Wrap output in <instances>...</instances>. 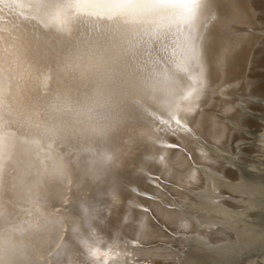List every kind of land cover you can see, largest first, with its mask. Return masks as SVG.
<instances>
[{"label": "bare ground", "instance_id": "1", "mask_svg": "<svg viewBox=\"0 0 264 264\" xmlns=\"http://www.w3.org/2000/svg\"><path fill=\"white\" fill-rule=\"evenodd\" d=\"M162 2L0 0V264L264 263V4Z\"/></svg>", "mask_w": 264, "mask_h": 264}, {"label": "rangeland", "instance_id": "2", "mask_svg": "<svg viewBox=\"0 0 264 264\" xmlns=\"http://www.w3.org/2000/svg\"><path fill=\"white\" fill-rule=\"evenodd\" d=\"M259 2L264 4L263 3L264 0H262V1L259 0ZM263 7L264 6H262L261 10H262L263 16H264ZM254 71L256 73H258L259 75H261L258 77V79H256V81L263 84L264 83V64L256 66L254 68ZM251 114H252V115H250L251 117L249 116L251 118V120H249L250 122L246 126V130H248L250 132L245 131L242 133V134H244V136L241 138L243 144L241 146V152L239 153V155L242 159L240 158V160H238L239 162H242L246 166H247V164L256 165L257 163H259L260 158H262L264 156V120H263L262 116H257L259 114L263 115V113L261 112L260 108H254L251 110ZM232 166L238 170V169H241V167L243 165H241V166L232 165ZM226 173H227L226 175H227L228 180L235 181L237 179V175L235 174V172L232 169H227ZM223 195L226 198L225 200H227L228 202L229 201L234 202V200L237 199V197L235 195L231 194L230 192H227V193L225 192ZM262 259H263V256L260 255L259 261H262ZM259 264H264V263L262 262Z\"/></svg>", "mask_w": 264, "mask_h": 264}, {"label": "snow or ice", "instance_id": "3", "mask_svg": "<svg viewBox=\"0 0 264 264\" xmlns=\"http://www.w3.org/2000/svg\"><path fill=\"white\" fill-rule=\"evenodd\" d=\"M162 7H174L180 10V16L184 20H193L196 18H207L208 0H163ZM136 242H133L135 245ZM98 253H93L97 255ZM104 257L109 258V253H104ZM107 264V260L105 261Z\"/></svg>", "mask_w": 264, "mask_h": 264}]
</instances>
